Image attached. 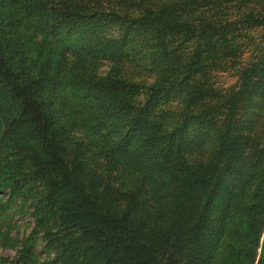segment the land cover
<instances>
[{"label": "trees", "instance_id": "16d2710c", "mask_svg": "<svg viewBox=\"0 0 264 264\" xmlns=\"http://www.w3.org/2000/svg\"><path fill=\"white\" fill-rule=\"evenodd\" d=\"M106 3L0 0V192L28 240L48 264H264V0ZM101 20L117 33L88 31ZM99 54L142 71L100 77Z\"/></svg>", "mask_w": 264, "mask_h": 264}, {"label": "rangeland", "instance_id": "374dc122", "mask_svg": "<svg viewBox=\"0 0 264 264\" xmlns=\"http://www.w3.org/2000/svg\"><path fill=\"white\" fill-rule=\"evenodd\" d=\"M99 1L105 5L104 10L102 12L100 11L103 15L111 13V10L106 8V6H108V3H106L107 1H112V4L118 7V9L130 8V6L134 4V1L137 3V0ZM1 8L4 12L2 15L7 17V15L11 16V13H13L18 7L11 5V3L2 2ZM22 11L18 10L17 13ZM115 11L116 10H113V12ZM2 18L3 17L0 16V19ZM98 26L101 30H98ZM88 31H99V33L109 31L113 35L117 33L114 27L110 28L108 20H101L99 23H95L92 27H89ZM87 37V33L84 35L76 34V36H70L65 43L58 47L57 56L52 64L58 66V64L64 60V56L79 48V46L83 44V40ZM118 38L119 41L121 40V42H123L121 37ZM111 39L113 41L112 44H118L116 37L112 36ZM126 61V59H123V63L121 64L118 63V61H112L110 58L99 54L93 55V57L90 58L89 63L92 65L93 72L100 77L111 70L117 71V69H119L122 65L124 66L123 68L127 70L136 69L139 73L142 71L140 69L141 64L138 65L136 63H129ZM61 70H63V67H61ZM214 80L216 81L217 87H228L235 84L237 76L234 71L220 72L215 75ZM59 81H61L62 84V92L60 93L59 99L65 102L71 100V106L75 107V110L80 111L83 107L84 101H80L77 97V92L72 91L68 85L63 86V78H60ZM7 197V194L0 192V264H9L8 260L18 255V251L22 249L23 245H25L24 243L26 240L28 241V245H31L33 250L31 259L27 264H48L52 254L45 251L44 243L37 237L30 238L34 240H28V237L32 232L33 222L32 218L29 216V211L26 210L25 206H20L18 200H15V198L9 199Z\"/></svg>", "mask_w": 264, "mask_h": 264}]
</instances>
